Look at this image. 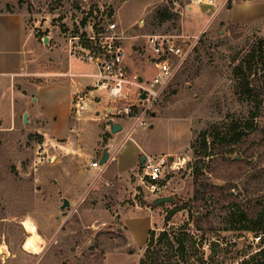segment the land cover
Here are the masks:
<instances>
[{
	"label": "rangeland",
	"instance_id": "obj_1",
	"mask_svg": "<svg viewBox=\"0 0 264 264\" xmlns=\"http://www.w3.org/2000/svg\"><path fill=\"white\" fill-rule=\"evenodd\" d=\"M189 5L193 6L189 0H179L177 6L172 0H0V13L21 16L29 48L28 71L34 74L67 80L63 74L68 58L85 64L79 49L84 43L78 38L91 34V29L95 33L98 27L114 23L123 38L128 71L150 81L155 70L146 38L185 34L182 23L192 22V16L186 14ZM227 13V0H223L220 11L208 12L209 21L196 27L195 33L201 30L203 34L154 108L158 118L189 123V145L166 158L175 165L165 170L153 193L139 182V162L126 181L112 174L114 164L100 175L87 166L85 159L94 161L111 138L105 131L104 102L95 105V95L87 94L88 84H83L80 91L94 100L86 102L88 107L80 116L72 114L75 137L69 144L53 143L35 130L39 127L23 126L19 113L15 114L14 128L4 130L9 107L7 99L0 101V264H139L149 231L157 235L172 230L187 236L188 251L178 256L165 246L156 247L155 241L162 264H241L264 247V235L244 231L226 203H201L204 215L192 219L195 185L204 179L216 187L230 185L232 197L241 203L264 205V175H258L264 169L262 79L255 84L263 102L256 138L245 132L249 135L245 143L224 151V146L217 143L215 153L221 156L212 164L208 162L211 158L194 155L191 149L193 144L199 150V134L211 127L221 131L224 125L237 122L245 131L242 123L252 105L239 96L233 69L258 42L261 45L255 70L260 73L264 67V18L235 23ZM78 63L73 62L74 69L92 73L90 66ZM155 122L148 117V127L137 128L130 134L131 140L125 141L126 145L139 142L149 150L147 161L154 163L178 141L169 135L167 121L158 126ZM207 142L209 145L211 139ZM232 159L244 163L241 169H232V178L222 180L211 175L218 172L225 177L229 169L223 164ZM157 197H171L172 202L152 207L150 203ZM63 199L69 207L61 211ZM173 209L179 211L165 226V217ZM24 221L33 224L41 240L37 255L23 249L31 236L22 226Z\"/></svg>",
	"mask_w": 264,
	"mask_h": 264
},
{
	"label": "crops",
	"instance_id": "obj_2",
	"mask_svg": "<svg viewBox=\"0 0 264 264\" xmlns=\"http://www.w3.org/2000/svg\"><path fill=\"white\" fill-rule=\"evenodd\" d=\"M222 1L219 0L215 4L220 6ZM230 1L231 8L227 9V17L231 21L243 23L264 18V0ZM212 11H215V8L206 6L205 4L202 6L189 5L187 7L188 13L186 14L192 16L190 17L192 22L188 20L184 24L182 23V32L185 31L186 36L199 34L201 30L195 33L196 27L201 26L203 22H208L210 19V15L207 16L208 12L210 13ZM183 19L185 18L183 17ZM27 47V38L25 39L21 16L12 13H0V78H2L0 85L3 84V87L0 89V101L7 99L9 107V116L5 119V121L7 120V124L3 128L6 131L14 128L15 114L17 113L20 114V123L24 126L22 123V115L27 113V125L39 127L35 128V130L41 132L43 136L47 137L53 143L66 141L65 144H69L75 137V128L71 126L73 120L72 96L76 91H80L83 84L90 85L89 81L84 82L82 79L89 80L87 75L91 72L84 73L74 69L73 62H78L70 57L65 68L66 73L63 74L67 80L63 82L55 81L49 76L50 74H34L28 71L30 56L29 48ZM90 67L92 68V66ZM87 107L88 104L86 103L85 110ZM80 113L77 117L80 116ZM153 119L156 120L155 123L157 126L158 124L162 125L163 121H167L166 127L169 135L178 140L173 147L165 151L162 158H170L189 145V123L187 121L183 119H163L155 115ZM119 125L122 128L121 131L117 134H111L109 124L107 123L105 131L108 130L111 138L103 146L100 155L93 160L99 162L104 150H106L108 158L101 174L108 172L109 167L114 164V167L112 166L114 171L112 174L117 179L126 181V179L134 174L139 158L145 156L147 159V152L149 150L143 148L139 142L126 145L128 140L124 139L128 129V123L122 121ZM154 127L155 125H152L151 129ZM181 140L182 144H179ZM121 144L122 146H120ZM90 170L94 174L97 172L99 175L98 170Z\"/></svg>",
	"mask_w": 264,
	"mask_h": 264
},
{
	"label": "built area",
	"instance_id": "obj_3",
	"mask_svg": "<svg viewBox=\"0 0 264 264\" xmlns=\"http://www.w3.org/2000/svg\"><path fill=\"white\" fill-rule=\"evenodd\" d=\"M189 1L196 6L206 4L214 7L215 13L222 7V4L220 6L215 4L216 0ZM178 2L179 0H172V5L177 6ZM202 34L203 31L195 36L183 34L148 36L146 46L155 70L150 81L128 71L127 54L122 45L123 38L117 34L114 23L98 27L95 33L91 29V34L78 38L79 42L85 45L79 48L81 58L85 64L93 68V72L87 75L91 81L87 94L95 95L94 98L97 99L95 105H99L101 100L104 102L107 123L110 121L116 124L122 121L128 123L124 140H129L130 134L137 128L148 127L147 118L154 113L155 106L193 53ZM142 93L145 94L144 100L140 99ZM94 98L87 99L82 91H76L72 96L73 113L79 115L85 110L86 102L93 103ZM85 161L89 169L98 170L99 175L102 173L103 166H100L98 161H90L88 157ZM174 165L175 163L170 164L166 158H160L156 163L146 160L139 182L145 184L153 193L158 190V182L163 179L165 170L172 169Z\"/></svg>",
	"mask_w": 264,
	"mask_h": 264
},
{
	"label": "trees",
	"instance_id": "obj_4",
	"mask_svg": "<svg viewBox=\"0 0 264 264\" xmlns=\"http://www.w3.org/2000/svg\"><path fill=\"white\" fill-rule=\"evenodd\" d=\"M245 1H253V0H245ZM158 17H161L160 14L157 13ZM162 22V20H161ZM261 44L254 45L250 51L246 54L245 59L237 65L234 69V75L237 78L238 82V94L241 98L249 101L252 105V111L249 117L244 120L242 126L245 131L240 130V123L231 122L227 125H224L221 131H218L216 127H211L209 131H205L199 134L200 137V147L199 150H196L194 145H191V149L193 150L194 155H200L202 158H211L208 159L209 163L216 162L218 155L220 153H215V145L220 143L224 147L221 151H224L225 148H229L236 144H243L249 138L247 133H250L254 138H256L259 130V125L257 122V118L262 110V97L260 91L256 89V82L259 80L264 81V67L260 73L255 70L257 59L259 57V48ZM85 46V45H82ZM260 74V75H258ZM252 77V79H250ZM247 132V133H245ZM207 138L211 139V143L207 142ZM211 146V148H210ZM222 160V157H220ZM220 160V161H221ZM244 163L239 160H230L226 164H223L224 169L228 170L226 172L225 177L221 176L218 172H213L211 175L214 178L224 180L225 178H232V169L238 168L237 170L242 168ZM258 175H264V169L259 171ZM232 187L228 184L222 187H216L207 182V179L200 181L195 185V190L193 192V200L196 203V210L192 219L198 220L204 215V209L201 210V203L204 205L207 202L217 201L222 204H228L229 209L228 212H232L237 215L239 218L238 224H243V230L247 232H254V234H262L264 235V205H254L251 203H241V201L232 197L230 190ZM179 209H173L169 211L165 217V226L170 222L172 217L178 212ZM155 231H149L146 240V246L144 250V256L139 261V264H162L157 251H160L158 248L165 246L167 251H174L173 255H182L184 251H188L186 246L187 236L184 233H180L176 235L174 231H161L157 235H155ZM157 240V246H154L155 241ZM258 240H261V237H258ZM262 243H264V239H262ZM154 246V247H153ZM172 255V256H173ZM171 256V258H172ZM241 264H264V247L261 248L258 252L251 255L247 260H243Z\"/></svg>",
	"mask_w": 264,
	"mask_h": 264
},
{
	"label": "water",
	"instance_id": "obj_5",
	"mask_svg": "<svg viewBox=\"0 0 264 264\" xmlns=\"http://www.w3.org/2000/svg\"><path fill=\"white\" fill-rule=\"evenodd\" d=\"M230 8H231V1L229 0V1H227V9H230ZM45 41H46V38L43 40V43H45ZM140 99L141 100L145 99V94L144 93H142L140 95ZM151 117L153 118L154 114H152ZM22 123L24 125L28 124L27 113H24L22 115ZM108 124H109V130H110L111 134H117V133H119L121 131V126L119 124L113 123L111 121ZM150 128H152V126H150ZM107 158H108V154H107L106 150H104L103 156L99 160V165L100 166H104L106 164ZM146 160L147 159H146L145 156H141L139 158V164L141 165V167L144 166ZM171 202H172V198L171 197H157V198L153 199V201H151L150 205L152 207H158V206H160L162 204L171 203ZM68 207H69V202L66 199H63L62 205L60 207V210L63 211L64 209H66Z\"/></svg>",
	"mask_w": 264,
	"mask_h": 264
},
{
	"label": "bare ground",
	"instance_id": "obj_6",
	"mask_svg": "<svg viewBox=\"0 0 264 264\" xmlns=\"http://www.w3.org/2000/svg\"><path fill=\"white\" fill-rule=\"evenodd\" d=\"M22 226L25 231H27L31 236L23 244V249L25 252L37 255L41 252V240L39 236L35 233V228L33 224L29 221H24Z\"/></svg>",
	"mask_w": 264,
	"mask_h": 264
}]
</instances>
